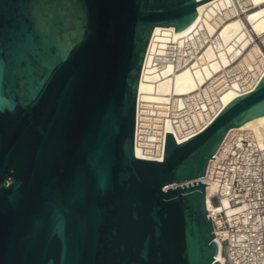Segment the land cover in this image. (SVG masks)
<instances>
[{
  "label": "water",
  "instance_id": "obj_1",
  "mask_svg": "<svg viewBox=\"0 0 264 264\" xmlns=\"http://www.w3.org/2000/svg\"><path fill=\"white\" fill-rule=\"evenodd\" d=\"M208 1L0 0V264H221L200 179L264 73L161 162L134 150L153 30Z\"/></svg>",
  "mask_w": 264,
  "mask_h": 264
},
{
  "label": "bare ground",
  "instance_id": "obj_2",
  "mask_svg": "<svg viewBox=\"0 0 264 264\" xmlns=\"http://www.w3.org/2000/svg\"><path fill=\"white\" fill-rule=\"evenodd\" d=\"M263 73L264 0H210L200 4L195 19L185 29L153 30L138 94V101L145 106V124L156 126L153 117H163L157 119L162 121L163 134L172 133L182 141L187 124L174 128L172 121L165 119L168 110L188 107L189 123L195 126L212 112L205 121L207 125L232 100L252 91ZM235 130L264 138V117L231 131ZM147 136L146 128V140L155 139L153 134ZM135 156L151 160L139 147L135 148ZM215 207L207 197V210ZM219 261L223 264L220 252Z\"/></svg>",
  "mask_w": 264,
  "mask_h": 264
},
{
  "label": "built area",
  "instance_id": "obj_3",
  "mask_svg": "<svg viewBox=\"0 0 264 264\" xmlns=\"http://www.w3.org/2000/svg\"><path fill=\"white\" fill-rule=\"evenodd\" d=\"M144 108L137 98L134 150L139 147L150 161L161 162L167 133L163 134L162 121L157 119L164 118L153 117L157 123L150 127L145 124ZM190 111L188 107L167 111L165 119L171 120L174 128L187 124L182 141L170 133L178 144L198 134L213 114L195 126L189 123ZM146 128L147 138L153 134V141L144 137ZM213 157L200 181L209 185L205 186L206 198L216 206L207 213L223 264H264V138L246 130L230 131Z\"/></svg>",
  "mask_w": 264,
  "mask_h": 264
}]
</instances>
